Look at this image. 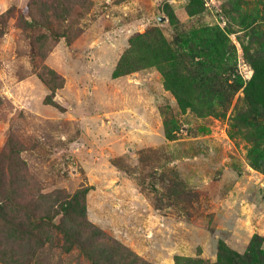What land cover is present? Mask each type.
<instances>
[{
	"label": "rangeland",
	"instance_id": "374dc122",
	"mask_svg": "<svg viewBox=\"0 0 264 264\" xmlns=\"http://www.w3.org/2000/svg\"><path fill=\"white\" fill-rule=\"evenodd\" d=\"M260 69L264 0H0V264H92L30 222L79 188L132 264L264 249Z\"/></svg>",
	"mask_w": 264,
	"mask_h": 264
},
{
	"label": "trees",
	"instance_id": "16d2710c",
	"mask_svg": "<svg viewBox=\"0 0 264 264\" xmlns=\"http://www.w3.org/2000/svg\"><path fill=\"white\" fill-rule=\"evenodd\" d=\"M212 33L215 35L217 42L224 41V37L220 31L214 29ZM207 40L209 42L208 37ZM261 70L263 69L254 71L246 87V98L251 102L254 101L256 105L262 102L264 108V71ZM117 73L120 74L116 70L114 74ZM202 78L204 80L203 88L213 82L212 77L207 74ZM221 104L224 106L225 103L222 102ZM244 115V113H241L239 115L240 119ZM86 191V188H79L71 197L61 201L59 211L55 210V212L61 214L58 222H54L52 216L45 211L41 213L40 217L31 218L30 222L32 225L39 226L42 229L45 226L48 227V225L53 227L55 232H58L61 238H63V244L66 249H70L73 246L79 247L92 264H106V261L110 264H132L128 248L120 243H116L114 240L106 238L101 229L87 219L84 204ZM9 194L10 191L4 189L0 181V195L4 196V200L2 201L3 205H0V223L8 227H10V224H13L7 215V201H12ZM27 226L29 228V225L18 224V226L11 228L25 233ZM30 229V236H27L29 239L28 242H31L32 236H37L34 228ZM8 236L11 239V235L8 234ZM185 264L204 263L199 258L189 257ZM213 264H264V249L261 247L260 236L256 234L252 237L245 253H239L226 246H221L218 251V259Z\"/></svg>",
	"mask_w": 264,
	"mask_h": 264
},
{
	"label": "water",
	"instance_id": "95a60500",
	"mask_svg": "<svg viewBox=\"0 0 264 264\" xmlns=\"http://www.w3.org/2000/svg\"><path fill=\"white\" fill-rule=\"evenodd\" d=\"M159 19L163 21L165 19V17L159 16Z\"/></svg>",
	"mask_w": 264,
	"mask_h": 264
}]
</instances>
